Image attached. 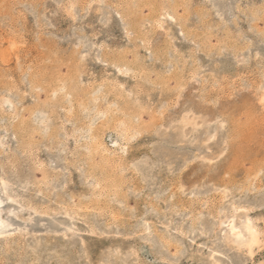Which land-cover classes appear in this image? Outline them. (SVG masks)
<instances>
[{
  "label": "rangeland",
  "instance_id": "rangeland-1",
  "mask_svg": "<svg viewBox=\"0 0 264 264\" xmlns=\"http://www.w3.org/2000/svg\"><path fill=\"white\" fill-rule=\"evenodd\" d=\"M3 179L0 264H264V0H0Z\"/></svg>",
  "mask_w": 264,
  "mask_h": 264
},
{
  "label": "bare ground",
  "instance_id": "bare-ground-1",
  "mask_svg": "<svg viewBox=\"0 0 264 264\" xmlns=\"http://www.w3.org/2000/svg\"><path fill=\"white\" fill-rule=\"evenodd\" d=\"M1 183H2V185L0 187V235H4V234H6L8 232V228L11 226L9 221H8V218H7V215H6L7 213L5 212V210L7 208L8 202H13L14 198L11 195L12 193H10L11 190H10V186L8 184L7 179L6 180L3 179L1 181ZM11 215H13V214H11ZM229 227H230V231L233 234V236L235 237V240L238 243V245L247 247L252 252L253 245L257 241V233H256V230H254L255 228L253 229L252 226L247 225L248 231H249V234H250V238L247 240V239H245V235H244L243 230L241 229L240 226H238L235 223V221L233 219L229 220Z\"/></svg>",
  "mask_w": 264,
  "mask_h": 264
}]
</instances>
